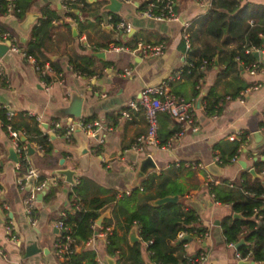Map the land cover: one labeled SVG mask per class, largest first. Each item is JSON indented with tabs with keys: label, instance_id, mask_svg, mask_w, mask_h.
<instances>
[{
	"label": "crops",
	"instance_id": "crops-1",
	"mask_svg": "<svg viewBox=\"0 0 264 264\" xmlns=\"http://www.w3.org/2000/svg\"><path fill=\"white\" fill-rule=\"evenodd\" d=\"M146 1H121L119 11L110 12L102 9L108 0H87L86 4H81V11H75L77 19L65 15L66 10L60 0H33L22 18L14 13L5 15L0 12V27L10 32L19 48L18 52L8 50L0 58L6 72L5 79L0 78V107L14 111L13 122L17 124L24 120L25 114L40 117L43 127L39 128L43 134H48L51 153H45L44 148L36 142L27 144L26 137L20 139L32 149L31 153L27 150L29 168L43 176V179L56 181L49 188L56 190L54 198L50 202L44 201L48 190L41 201L37 200L35 223L31 224L23 213L27 187L26 190H21L18 186V179L22 177L17 172L18 154L0 119V252L3 254L0 255V264H60L53 249L59 235L55 226L61 214L69 209L70 192L81 178L87 179L81 193L85 200L97 198L109 201L100 210L99 219L102 221L100 225H97L99 219L96 221L90 243L84 244L82 249L78 248L77 253L82 250L93 251L98 263L107 264L108 260H112L116 264V256L106 253V239L99 234L101 225L105 220H111L109 228L122 239L120 247L125 254L128 253V245L141 243L136 226L125 233L127 213L118 212V202L131 196L135 189L142 194L143 179L154 173L161 175L169 169H174L171 179L184 192L167 197L176 196L177 202L182 203L185 211L195 213L196 226L207 230L206 237L201 242L188 236L185 237L191 241H182L183 238L177 235L170 245L177 247L185 244L183 252L187 257L205 252V264L239 262L235 257L237 250L228 247L221 229L222 221L234 214L230 205L213 200L210 186H221L226 179L227 187H232L237 183L242 170L251 168L252 160L257 157L264 160V138L256 142L252 136L256 131L264 136V128L260 126L264 121V51H257L260 53L258 58L252 54L254 62L245 65L234 58L238 71L232 69L225 73L223 72L228 63L220 59L223 57L221 54L216 55L210 67L203 63L195 68L199 75L203 72L202 76L195 78L191 76L194 67L188 58L190 51L198 46L196 35H200L203 27L201 23L208 20L212 0H174L177 19L171 21H157L142 16L140 11ZM242 2L264 4V0ZM45 8L53 11L58 19L52 21L51 36L43 53L45 58L58 62L62 67L58 75L50 73L51 80L47 83L39 78L35 70L38 60L24 54L26 45L31 40V28ZM28 14H36L38 17L29 29L23 30L19 24ZM112 14L131 24V35L115 28L110 18ZM184 23H189L188 39L183 35ZM139 43L163 44L164 50L160 55L143 56L137 50ZM117 46L123 49H116ZM237 46L238 43L233 39L223 47V51L228 52ZM254 51L256 50L252 49L251 53ZM96 52L104 53V57H96ZM78 55L94 57L90 67L93 74L85 76L72 69L68 60L75 59ZM197 59L196 57L195 60ZM253 63L258 64V69L251 75L247 67ZM180 69V75L170 81V92L195 99L194 127L186 128L178 140L171 141L169 147H164L179 125L171 118L161 119L159 127L170 130V135L163 142L159 141L157 146L146 144L142 150L135 149L133 145L136 139L147 133L144 111L141 109L132 112L128 119L122 117V110L129 102L138 100L144 87L156 85ZM255 83L259 87L248 92L243 102L234 99L240 91ZM72 92L83 97L80 118L101 123L102 127L94 135H87L77 128L68 139L56 131L58 128L53 133L50 131L54 121L63 119L52 116L50 112L66 106ZM227 96L233 99L228 100ZM199 98L200 104L197 105ZM216 98L219 99V110L215 114H209L205 109L206 102H212ZM242 131H247L250 135L243 153L249 151L255 157L246 158L242 153L236 161L220 165V160L215 161L218 151L214 149V145L219 141H232L229 137ZM239 139L240 137L237 138ZM10 148L15 152L17 161L11 159ZM147 156L152 157L156 168L138 176L140 161ZM241 160L245 161L246 168L240 165ZM211 164L215 165V170L209 169ZM58 169L75 171L74 184H68L64 176L56 174ZM257 177L260 178L261 175L257 174ZM210 181L212 184L208 185ZM30 185L32 184L28 187ZM148 193L154 195L155 189L152 188ZM115 213L117 221L114 220ZM9 224H12L17 242L7 239L5 227ZM133 232L136 242L130 241V234ZM30 243L35 244L40 252L27 257L26 247ZM141 245L144 263L153 264L148 258L147 244ZM120 264H124V259Z\"/></svg>",
	"mask_w": 264,
	"mask_h": 264
},
{
	"label": "trees",
	"instance_id": "trees-1",
	"mask_svg": "<svg viewBox=\"0 0 264 264\" xmlns=\"http://www.w3.org/2000/svg\"><path fill=\"white\" fill-rule=\"evenodd\" d=\"M32 3L33 0H15L13 13L18 18H22ZM86 3L87 0H74L65 15L77 19L75 11H81V4ZM0 12L7 15L6 0H0ZM55 19L58 17L53 11L48 8L43 10L42 16L31 28V40L26 45L24 54L35 57L41 64L49 63L52 72L58 75L62 71L61 65L47 57L45 58L43 53L46 42L51 36L52 21ZM119 20L115 14L111 15V22L114 25ZM250 20H253V23H250ZM201 24L203 27L200 30V35H196L198 46L190 51L188 58L189 63H192L194 67L191 76L195 78L202 76L203 72L199 75L195 68L204 62H206L204 64L206 67H210L216 55L220 56V54L223 56L220 59L228 63V67L223 73L232 69L238 71V64L234 58H238L243 65L254 62L251 50L263 46L264 4L243 3L242 0H212L208 20ZM0 31L8 30L0 27ZM233 39L238 43V46L228 52L223 51V47H226L229 41ZM246 49H249L250 53H246ZM196 57L197 60H195ZM93 59L94 57L91 55H78L77 58H69L68 61L74 71L88 76L93 74V70L90 68ZM51 76L47 75L44 80L49 82ZM218 102V98L212 102L207 101L206 111L209 114L218 112ZM24 116H26L24 120L18 124L13 122L14 119L11 120L13 129L24 132L27 144L36 142L44 148L45 153H51L52 146L49 143L48 134L42 133L35 116L28 114ZM170 118L166 113H159L157 121L159 123L161 119L168 120ZM0 119L3 127L9 123L6 119V109L3 107H0ZM83 121L90 122L87 119H83ZM260 126L264 128V121L260 123ZM56 131L63 135L65 129L61 127ZM170 133V130L163 129L158 124V141L163 142ZM249 136V132L242 131L239 140L216 143L214 149L218 151L220 165L229 163L234 156L239 157L243 153ZM19 145L21 147L24 143L19 142ZM243 154L246 158L253 159L255 157L249 151H245ZM26 157L27 151L21 150L17 161L19 176H23L29 170ZM251 168L261 177H253L248 169H244L240 173L237 183H234L232 187H227L228 181L224 179L221 186H210V193L214 195L213 200L215 202L230 205L233 214L240 216V218L228 217L222 221L221 229L225 243L235 245L243 240L244 245L237 250L239 256L246 258L249 255V261L253 264H264V160L260 157L252 160ZM174 173V169H169L168 172L161 175L154 173L148 176L141 181L142 194L138 193V189H135L131 196L124 197L118 202V212L123 213L125 211L127 213L125 233H128L133 226L138 228L141 243L147 244L148 258L153 264H190L189 260L196 258L197 255L187 257L183 252L185 244L173 247L170 243L176 240L179 233H184L192 239L204 237L207 234L205 228L196 226L195 213L191 210L185 211L181 202L167 203L161 206L153 205L157 199L181 195L184 192L183 188L171 179ZM43 178L39 175L37 181H41ZM86 183L87 179L81 178L79 183L72 187L68 201L69 209L64 212V217L58 219L70 227L75 244L81 249L88 240L93 238L95 232L93 226L101 215L100 210L109 201L97 198L85 200L81 193ZM152 188L155 189L154 195L148 193ZM55 191L54 188L49 189L44 201L50 202L54 198ZM131 204L133 205L129 208ZM117 218L115 213L114 220L117 221ZM110 224L111 220H105L99 231L104 232L106 228L110 227ZM121 240L115 231L106 235L107 255L116 256V264H120L122 259H124V264H145L142 258L141 243L128 245V253L125 254L120 247ZM96 259L95 252L82 250L71 257L70 264H99Z\"/></svg>",
	"mask_w": 264,
	"mask_h": 264
},
{
	"label": "built area",
	"instance_id": "built-area-1",
	"mask_svg": "<svg viewBox=\"0 0 264 264\" xmlns=\"http://www.w3.org/2000/svg\"><path fill=\"white\" fill-rule=\"evenodd\" d=\"M6 1H7V15L13 14L15 8V0H6ZM73 1L74 0H60V3L62 7L67 11L70 9V5L73 3ZM120 1L127 3L132 2V0H120ZM140 13L144 17L152 18L157 21H171L177 19L174 0H147L145 6L141 8ZM114 26L117 30L121 31L124 34L130 33L132 30L131 24L129 22H125L122 20H119ZM183 27H184L183 35L185 39H188L187 28L189 27V23H184ZM0 42L8 43L9 45L8 50L15 52L19 51V48L15 45V39L10 34L9 31H0ZM262 42H263V46L261 48H253V50L264 51V35H262ZM189 47H190L189 42H187V48ZM116 49H123V47L117 46ZM137 50L143 56L160 55L164 50V45L163 44L151 45L147 43H139L137 45ZM246 52L250 53V50L248 49L246 50ZM257 69H258L257 63L250 64L247 67V70L251 75H254ZM35 70L38 73L39 78L43 82L47 83L44 79L47 75H50V73L52 72L49 63L46 62L44 64H41L39 62H36ZM181 71H182L181 69L174 71L166 80H163L156 85L144 87L140 92L138 100L129 102L127 104V107L124 110H122L121 112L122 117L128 119L131 118L132 112H136L141 109L144 111L145 120L147 123V133L139 136L136 139L133 145L135 149L142 150L143 145L146 144H152L154 146H157L159 144L158 135H157V131H158L157 116L159 113L168 114L179 125L178 130L168 138L164 147H169L171 141L178 140L183 135L186 128L190 126L194 127L195 99L186 98L181 95H175L170 92V81L178 77ZM125 73L129 74V71H126ZM5 74H6L5 67L0 61V78L5 79ZM258 87L259 84L255 83L240 91L238 95L234 97V99L238 100L239 102H243L244 96L251 90L257 89ZM226 99L231 100L233 99V97L227 96ZM2 107L6 109V119L9 122L5 126V130L9 139L12 141L18 155L20 154L21 150H24L26 152L28 150V146L25 143V141H22L20 139L21 136L25 137L24 132L13 129L10 123L11 120L13 119V116L15 115V112L10 109H7L4 106ZM31 115L35 116L38 122V126L42 128L43 123L40 117L36 114H31ZM60 127H64L65 129L64 136L69 139L72 132L76 128L82 129L85 133H87V135H94L102 127V125L99 121L84 122L83 119L80 117L79 118L66 117L61 119V121H54L53 128H51L50 131L53 133L55 129ZM240 134L241 132L233 134L229 137V139L235 140L238 137H240ZM19 142L24 143V145L20 147ZM236 160L237 157L234 156L233 158H231L230 161H236ZM215 161L219 162V157L217 155L215 156ZM17 165L19 166V164ZM200 167L202 166L200 165ZM38 176L39 175L35 170L29 168L28 172L18 179V186L21 190H26V187H28L30 183L32 184L30 185L29 190H26V195L23 201V213L31 224L35 223V219L33 215L36 208L37 195L40 193L45 194L53 184L54 185L56 184L55 179H50V180L43 179L41 181H37ZM211 184L212 181L208 183V185ZM64 216L65 213H62L61 217ZM55 227L59 232V235L56 238L53 246L54 256L56 257L57 261L60 264H70L71 257L75 253H77V249H78V247L75 244V240L72 237V231L69 226L63 223V221H58ZM93 228L95 229L96 226H93ZM5 229L7 233V239L12 242H17L18 240L16 235L13 233L12 224L7 225ZM111 232L112 230L110 228H106L104 232H99V234H101L106 239V235ZM185 236L186 235L184 233L178 234L179 238H184ZM205 237L206 235H204V237H199L197 239L201 242L203 239H205ZM90 240H88L85 243V245H88L90 243ZM227 245L230 248H235V245L232 243ZM0 255L3 256L1 252ZM235 257L238 261H249V255L246 258H241L239 254L236 253ZM206 260H207L206 253L201 252L196 256V258L190 259L189 261L190 264H205Z\"/></svg>",
	"mask_w": 264,
	"mask_h": 264
},
{
	"label": "water",
	"instance_id": "water-1",
	"mask_svg": "<svg viewBox=\"0 0 264 264\" xmlns=\"http://www.w3.org/2000/svg\"><path fill=\"white\" fill-rule=\"evenodd\" d=\"M122 6V2L120 0H108V3H106L102 9L105 11H110V12H117L119 11L120 7ZM38 16L36 14H28L26 15L25 19L19 24V26L23 29V30H27L29 29V27L33 24L34 20L37 18ZM132 30L129 33V35L132 34ZM9 49V45L8 43H2L0 42V58L8 51ZM256 58L260 57V53L257 51H254L252 53ZM94 55L96 57H104V53L102 52H96L94 53ZM82 103H83V97L81 95H79L76 92H72L70 94V100L69 103L66 106H62V107H58L55 109H52V111L50 112V114L54 117H59V118H66V117H74V118H79L81 117V109H82ZM200 104V98L197 100V105ZM44 127H46V125H44ZM77 129V128H76ZM252 136L254 138V140L256 142H260L262 141V139L264 138V136L262 135V133L260 131H256L254 133H252ZM23 138V136H21V139ZM10 153H11V159H13L14 161H17V156L15 154V152L12 150V148H10ZM28 151L29 153L32 152V149L30 147H28ZM63 162V159L60 160V163ZM240 165L243 168H246V163L245 161L241 160L239 161ZM156 165L152 159L151 156H147L145 158H143L140 161V167H139V172H138V176H143L147 173L148 170L150 169H155ZM209 169L211 170H215L216 167L215 165L211 164L209 165ZM249 172L252 176L257 177V173L254 171L253 168L249 169ZM56 174L58 175H62L64 176L65 180L67 181L68 184L73 185L74 184V179L73 176L75 174V171L71 170V169H58L55 171ZM27 190H29V187H27ZM44 193H40L37 195V200L41 201L42 198L44 197ZM177 197H165V198H161L158 199L156 201H154V205L155 206H161L167 203H176L177 202ZM233 218H240V216L238 215H234ZM102 219H99L97 221V225L101 224ZM56 230V229H55ZM190 239L188 238H183L182 241H186ZM130 241L131 242H136L137 238L135 233H131L130 234ZM242 245H244V241L240 240V242H238L237 244H235V249L238 250ZM40 250L36 247L35 244L30 243L28 247H26V256L29 257L33 254L39 253ZM107 261V260H106ZM107 264H114V262L112 260H108ZM237 264H253V262L250 261H239Z\"/></svg>",
	"mask_w": 264,
	"mask_h": 264
}]
</instances>
